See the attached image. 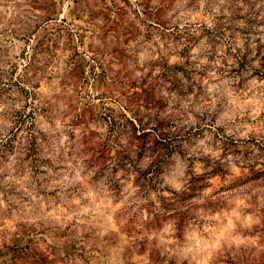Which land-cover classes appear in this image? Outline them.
I'll return each mask as SVG.
<instances>
[{
  "label": "rangeland",
  "instance_id": "1",
  "mask_svg": "<svg viewBox=\"0 0 264 264\" xmlns=\"http://www.w3.org/2000/svg\"><path fill=\"white\" fill-rule=\"evenodd\" d=\"M0 264H264V0H0Z\"/></svg>",
  "mask_w": 264,
  "mask_h": 264
},
{
  "label": "trees",
  "instance_id": "2",
  "mask_svg": "<svg viewBox=\"0 0 264 264\" xmlns=\"http://www.w3.org/2000/svg\"><path fill=\"white\" fill-rule=\"evenodd\" d=\"M240 60L242 61V62L240 63L241 66L247 64V61H246L245 57H241ZM242 67H243V66H242ZM214 172H216V173H221V174H225V173H226V171H224L220 165H218V166L215 168V171H214ZM143 175H144V173H143ZM204 180H205V176H204V175L193 177V178H192V188H191V190L193 191V190H195L196 188H200V187H202L201 185H198V184H204ZM184 195H186V194H183V196H184ZM187 196H190V195H187Z\"/></svg>",
  "mask_w": 264,
  "mask_h": 264
}]
</instances>
